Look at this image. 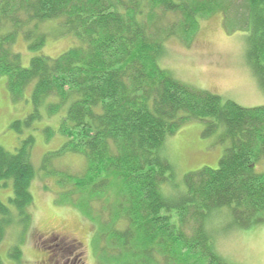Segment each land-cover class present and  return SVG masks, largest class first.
<instances>
[{
  "label": "trees",
  "instance_id": "16d2710c",
  "mask_svg": "<svg viewBox=\"0 0 264 264\" xmlns=\"http://www.w3.org/2000/svg\"><path fill=\"white\" fill-rule=\"evenodd\" d=\"M215 12L248 31L250 67L264 91V0H0V77L14 101L29 92L25 127L41 119L42 106L63 112L57 131L65 140L43 154L39 170L54 174L60 199L93 218L97 264H229L213 248L207 219L228 208L234 226L248 227L264 209V104L244 107L195 88L158 62L167 37L188 42L199 15ZM46 21L76 43L23 67L15 38L39 49ZM194 120L204 123L202 136L221 129L218 167L187 172L178 194L163 192L173 176L160 149ZM20 124L10 127L20 134ZM33 142L29 133L13 150L0 146V189H10L0 199V240L14 214L28 227ZM69 153L82 156V172L54 166ZM19 253L8 250L14 260Z\"/></svg>",
  "mask_w": 264,
  "mask_h": 264
},
{
  "label": "rangeland",
  "instance_id": "374dc122",
  "mask_svg": "<svg viewBox=\"0 0 264 264\" xmlns=\"http://www.w3.org/2000/svg\"><path fill=\"white\" fill-rule=\"evenodd\" d=\"M223 18L220 12L199 15L197 29L188 42L174 35L164 40L158 62L173 77L195 88L208 90L244 107L262 105L264 91L248 58V31L233 20L225 24ZM40 29L46 33V40L39 49L30 50L21 34L15 38L13 50L19 53L23 67H27L35 55L55 58L76 43L73 35L62 33L58 21L41 23ZM28 97L26 91L22 98L14 101L5 77H0V146L13 150L19 139L32 134L31 156L36 169L30 181L32 204L27 209L30 214L28 227L23 230L15 214L13 223L3 225L1 264H97L92 241L97 226L93 218L60 199L54 174L39 170L43 154L57 150L65 140L57 131L63 112L49 115L42 106L41 119L25 127L23 119L32 108ZM17 119L21 128L25 127L20 134L10 127ZM46 126L55 131L49 138L42 130ZM203 129L204 123L194 120L166 137L160 155L171 164L168 172L173 177L161 184L163 192L178 194L187 172L204 166L218 167L225 148L217 142L221 129L210 136H202ZM54 166L78 173L84 169L85 161L81 155L69 153L57 159ZM9 194V188L0 189L1 200L6 201ZM221 213L206 221L216 253L229 264H264V209L256 214L248 227L234 226L230 209L222 208ZM14 245L20 249L18 260L8 255ZM46 259H50L49 262Z\"/></svg>",
  "mask_w": 264,
  "mask_h": 264
},
{
  "label": "flooded vegetation",
  "instance_id": "af4514ba",
  "mask_svg": "<svg viewBox=\"0 0 264 264\" xmlns=\"http://www.w3.org/2000/svg\"><path fill=\"white\" fill-rule=\"evenodd\" d=\"M48 257H49V256H48ZM46 260L49 262L50 259H46Z\"/></svg>",
  "mask_w": 264,
  "mask_h": 264
},
{
  "label": "bare ground",
  "instance_id": "6f19581e",
  "mask_svg": "<svg viewBox=\"0 0 264 264\" xmlns=\"http://www.w3.org/2000/svg\"><path fill=\"white\" fill-rule=\"evenodd\" d=\"M220 107V106H219ZM135 136V135H134Z\"/></svg>",
  "mask_w": 264,
  "mask_h": 264
}]
</instances>
